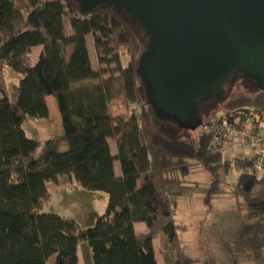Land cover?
<instances>
[{
  "label": "trees",
  "instance_id": "trees-1",
  "mask_svg": "<svg viewBox=\"0 0 264 264\" xmlns=\"http://www.w3.org/2000/svg\"><path fill=\"white\" fill-rule=\"evenodd\" d=\"M33 11L37 28L29 20ZM141 30L110 8L84 16L76 0H0V264H77L78 247L84 264H156L152 240L159 235L169 245L166 264L195 263L179 243L178 231L184 227L176 223L167 187L180 186L178 176L200 165L210 175L204 197L208 205L234 165L212 144L210 114L193 140L168 138L155 129L136 74L146 39ZM37 46V62L26 66L25 58ZM7 68L18 80L14 101L5 83ZM47 97L56 100L62 131L47 141L30 139L22 125L28 117H48ZM114 100L125 109L137 106V113L113 114ZM217 106L227 113H262L264 92ZM61 144L66 150H58ZM252 161H235L243 172L240 181L250 178L246 170ZM62 176L84 190L108 195L105 214L93 226L81 228L61 215L41 212L51 197L49 183ZM135 223H144L148 233L137 236ZM251 242L253 250L264 246L258 237Z\"/></svg>",
  "mask_w": 264,
  "mask_h": 264
},
{
  "label": "water",
  "instance_id": "water-1",
  "mask_svg": "<svg viewBox=\"0 0 264 264\" xmlns=\"http://www.w3.org/2000/svg\"><path fill=\"white\" fill-rule=\"evenodd\" d=\"M90 16L123 13L146 39L136 74L153 117L202 126L200 106L222 104L242 78L264 92V0H76Z\"/></svg>",
  "mask_w": 264,
  "mask_h": 264
},
{
  "label": "rangeland",
  "instance_id": "rangeland-1",
  "mask_svg": "<svg viewBox=\"0 0 264 264\" xmlns=\"http://www.w3.org/2000/svg\"><path fill=\"white\" fill-rule=\"evenodd\" d=\"M29 20L33 28L38 27L35 11L30 14ZM63 23L65 33L69 36L71 29L68 19L64 18ZM141 32L145 39L142 30ZM86 42L90 50H93L89 38ZM70 50V47L64 48V60L65 53L69 54ZM127 62L128 58L123 57L124 66ZM34 63L31 58L24 60L26 66H32ZM92 64L95 69L94 59ZM17 82L14 73L8 68L5 69V83L11 101H14L17 96ZM138 85L140 86L139 83ZM256 90L251 82L238 78L232 86H226L224 101L237 97H252ZM207 104L209 106L200 110V118L204 122L208 114L211 115H209L211 121L227 110L218 107L215 102ZM110 108L113 114L124 112L126 116L138 111L137 106L125 109L116 100L110 103ZM239 112L242 111L234 113ZM153 125L156 130L168 138L181 140H193L203 130L202 126L181 129L175 124L163 122L155 117H153ZM22 128L28 138L42 142L58 136L62 131V126L56 100L50 97L47 118L28 117ZM110 146L111 152L115 153L112 142ZM229 148L223 150L224 158L228 157V152L225 151ZM231 164L239 173L235 161ZM115 165L120 174L118 163L115 162ZM178 177L183 183L180 186L169 185L167 191L171 193V200L174 203L176 223L184 227L183 230L178 231L179 243L182 249L195 259L194 264H264V246L261 250H253L255 248L249 245L256 237L264 241V181L257 182L252 178L240 181L236 173L224 176L217 193L206 205L204 197L209 187L210 175L198 165L185 175ZM61 181L65 187L52 190L50 186L51 197L44 202L41 212L61 215L75 221L81 228L93 226L95 220L105 214L108 195L100 191L84 190L73 179L69 182V179L66 181L63 177ZM141 225L145 227L143 223ZM162 240L163 238H157L154 241L157 260L160 264L165 262V254L167 250L169 251V245ZM256 253H260L261 257L256 258ZM48 264H51V261Z\"/></svg>",
  "mask_w": 264,
  "mask_h": 264
},
{
  "label": "built area",
  "instance_id": "built-area-1",
  "mask_svg": "<svg viewBox=\"0 0 264 264\" xmlns=\"http://www.w3.org/2000/svg\"><path fill=\"white\" fill-rule=\"evenodd\" d=\"M256 121L264 122V112L255 110L245 113L225 112L210 121L207 132L212 137V144L223 150L234 143L241 146H255L257 150L247 173L255 181H262L264 180V134L258 132Z\"/></svg>",
  "mask_w": 264,
  "mask_h": 264
},
{
  "label": "crops",
  "instance_id": "crops-1",
  "mask_svg": "<svg viewBox=\"0 0 264 264\" xmlns=\"http://www.w3.org/2000/svg\"><path fill=\"white\" fill-rule=\"evenodd\" d=\"M88 52H89L90 60H91V64H92V60L93 59L95 60V58H94V51L93 50H90V48L88 47ZM40 53H41V47H39V46L34 47V48H32L31 52L28 54V56L26 58L27 59H30L31 58L32 61H33V63L34 62L36 63L37 60H38V57H39ZM92 66H93V64H92ZM49 100H50V97H47L46 98V103H47V107H48V114H49ZM256 128H257V130H258V132L260 134H264V122H259L257 124ZM65 147H66L65 144H61V145L58 146V150L65 149ZM110 149H111V146H110ZM256 150H257V148L255 146H252V145L241 146V145H239L237 143H234V144H232L230 146V148L227 151H225V152H228V157L227 158H224V159L226 161H229L230 163L232 161L240 160V159H243V158L252 159L253 158V155L256 152ZM112 155H115V153H112ZM223 156H224V152H223ZM246 172H247V170H246ZM114 173H115V176L116 177H120V174H118V172L116 170L115 163H114ZM233 173H236L238 175V179L240 180V175L243 172L239 169V173H237V171L235 169V166H234L233 171H232V173L230 175H232ZM247 175L250 177V175L248 173H247ZM64 178H66V181L69 179L67 177H64ZM250 178H252V177H250ZM62 179H63V176L60 177L56 183H49V185H48L49 186V189H50V186H52V190H54L53 188H57V189L64 188L65 186L63 187V185H62V181H61ZM69 180H70L69 182H71L72 179H69ZM263 181L264 180L257 181V182H263ZM66 184H67V182H66ZM55 186H57V187H55ZM50 192H51V190H50ZM133 227H134V232H135V234L137 236L145 235L146 233H148V228L146 227V225H145V227H143L141 225V223H135ZM157 238H162V237L159 235V236H156L155 238H153L152 245H153V250H154V256H155L156 264H160L158 262V260H157V254H156L157 251H156V249L154 247V241ZM162 241L165 242L164 240H162ZM87 251L89 252V249H87ZM165 257H166L165 262L162 263V264H166V262H168V261L171 260V255H170V252L168 250H167V253L165 254ZM77 264H84L83 257H82V253H81V249L79 247L77 249Z\"/></svg>",
  "mask_w": 264,
  "mask_h": 264
},
{
  "label": "flooded vegetation",
  "instance_id": "flooded-vegetation-1",
  "mask_svg": "<svg viewBox=\"0 0 264 264\" xmlns=\"http://www.w3.org/2000/svg\"><path fill=\"white\" fill-rule=\"evenodd\" d=\"M244 80V79H243ZM246 81V80H245ZM207 106H209V104H206V105H204V107H207Z\"/></svg>",
  "mask_w": 264,
  "mask_h": 264
}]
</instances>
